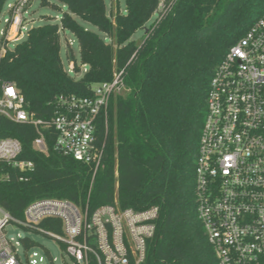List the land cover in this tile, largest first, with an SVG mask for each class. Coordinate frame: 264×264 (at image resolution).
<instances>
[{
	"label": "trees",
	"instance_id": "trees-1",
	"mask_svg": "<svg viewBox=\"0 0 264 264\" xmlns=\"http://www.w3.org/2000/svg\"><path fill=\"white\" fill-rule=\"evenodd\" d=\"M9 1L0 0V18ZM40 1L67 10L60 22L31 26L0 59L2 80L16 83L28 108L51 119L60 95L90 96L94 84L112 81L121 70L125 89L112 97L108 124L100 122L104 162L95 178L90 165L54 149L53 129L45 131V154L33 146L34 125L2 119L0 134L18 138L23 146L19 158L32 160L35 167L23 172L2 165L0 205L18 218L41 198L88 204L91 212L116 201L135 210L158 206L144 264H218L198 216L200 137L215 68L264 15V0H125V10L118 9L114 17L107 0ZM162 3L165 13L135 39ZM64 31L79 46V59L67 47L75 72L82 64L88 67L78 76L63 63ZM49 221L43 225L50 228ZM55 228L61 231L59 222ZM38 245L24 239L26 248Z\"/></svg>",
	"mask_w": 264,
	"mask_h": 264
},
{
	"label": "built area",
	"instance_id": "built-area-1",
	"mask_svg": "<svg viewBox=\"0 0 264 264\" xmlns=\"http://www.w3.org/2000/svg\"><path fill=\"white\" fill-rule=\"evenodd\" d=\"M32 0H10L0 18V59L9 42L29 30ZM13 42V41H12ZM73 45V41L70 40ZM73 64L75 76L88 70ZM125 89L124 70L112 81L96 83L90 96L60 95L51 119L38 117L15 82L0 76L1 120L34 125L33 146L48 154L45 131H55L54 149L90 165L95 178L104 162L100 122L108 124L112 97ZM22 142L0 134V170L3 164L28 172L32 160L20 159ZM1 177V174H0ZM9 177V176H7ZM198 216L218 264H264V15L227 51L215 68L207 99V115L200 137L196 167ZM159 207L122 208L116 201L94 211L61 198H41L30 203L23 218L0 205V264H23L28 258L24 239L9 235V227L43 233L54 239L61 263L144 264L148 240L156 231ZM49 221V226L43 225ZM61 231L56 230V226ZM54 227V228H53ZM36 255V253H34ZM59 259L52 258L55 264ZM35 261V260H32Z\"/></svg>",
	"mask_w": 264,
	"mask_h": 264
},
{
	"label": "rangeland",
	"instance_id": "rangeland-1",
	"mask_svg": "<svg viewBox=\"0 0 264 264\" xmlns=\"http://www.w3.org/2000/svg\"><path fill=\"white\" fill-rule=\"evenodd\" d=\"M53 2L59 3L56 0H52ZM62 6V4H60ZM107 8H108V13L114 17L117 10L120 9L122 11L125 10V0H107ZM28 9L30 10V18L29 19V27L31 26H36V25H41L44 24L46 21L50 20L53 22H60L61 16L63 15V11L67 10L66 6H63V10L56 9L52 6H44L41 4L40 0H32L30 4L28 5ZM166 6L164 3H162L158 14H155L152 17V20L148 22L146 25L145 29H139L135 34L134 38L137 40H140L148 27H150L151 23L155 21V19L159 18L162 16V14L165 13ZM6 15H2V19ZM78 21L80 23H83L87 25L90 29L97 30L96 27L93 25L84 22L83 20L78 18ZM3 26L1 23L0 28ZM100 33V32H99ZM27 35V31H23L22 36H20L17 39H13L11 42H9L10 47H12L14 44L22 41L25 39ZM101 36H104V34L100 33ZM70 40L73 41V45L70 44ZM67 47L69 50H73V53L77 56L79 59V46L77 43V40L75 36L70 32V31H64L62 32V59L63 63L66 69H68L69 64H72L71 60H68L69 55L67 57ZM68 50V51H69ZM0 52H2V46L0 45ZM20 233L22 236H28L32 238L35 242H37L39 245L35 247L34 249H31L28 251V258L26 257L27 255L25 254L24 251L21 252V257L23 264H53L52 263V258L57 257L59 260L55 262V264H62L61 262V251L57 245V242L54 241V239L48 237L47 235L43 233H37V232H27L22 229H16L9 227V235L10 236H17V234ZM36 253V255L34 254ZM35 260V261H32ZM69 264H74L72 261L68 260Z\"/></svg>",
	"mask_w": 264,
	"mask_h": 264
}]
</instances>
